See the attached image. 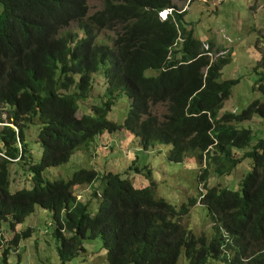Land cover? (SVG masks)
Wrapping results in <instances>:
<instances>
[{"label":"trees","instance_id":"1","mask_svg":"<svg viewBox=\"0 0 264 264\" xmlns=\"http://www.w3.org/2000/svg\"><path fill=\"white\" fill-rule=\"evenodd\" d=\"M169 8L172 14L162 21L160 12ZM185 16L171 0H103L92 16L88 0H0V264H11L13 250L34 233H16L9 241L4 226L17 232L37 207L53 217L63 264L85 250L84 241L97 239L107 264H178L182 254L188 264H264V138L255 143L252 129L242 126L254 117L264 120V101L241 113L223 112L240 79L221 80L231 58L213 59L214 45L207 50ZM73 23L79 33L67 30ZM107 32L114 35L112 45L100 42ZM255 73L252 89L264 97L262 67ZM95 77L105 80L104 101L78 118L92 98ZM121 97L131 104L118 125L108 117ZM158 106L167 109L161 119L153 112ZM33 127L43 149L38 165L27 138ZM122 131L139 139L145 152L170 147V163L195 159L205 191L200 201L178 209L157 199L154 185L136 189L113 172L101 178L83 169L68 181L44 178L98 138ZM246 159L252 168L240 190L208 187L211 171L229 176ZM12 165L29 168L32 190L11 192ZM135 171L152 178L148 168ZM98 182L104 187L95 194L100 204L92 215L74 190ZM199 203L214 224L210 238L181 224Z\"/></svg>","mask_w":264,"mask_h":264},{"label":"rangeland","instance_id":"2","mask_svg":"<svg viewBox=\"0 0 264 264\" xmlns=\"http://www.w3.org/2000/svg\"><path fill=\"white\" fill-rule=\"evenodd\" d=\"M177 10L186 11L185 24L188 29L193 28L195 37L204 42L206 46L214 45L213 59L229 57L231 63L224 67L221 80L240 79V83L233 87L230 98L225 101L223 112L241 113L253 101H264L259 91H254L258 76L255 73L261 64L264 55V0H171ZM89 15L103 9V0H88ZM67 30L79 33L78 25L73 23ZM81 35V34H80ZM113 33H101L100 42L112 45L110 39ZM147 76H153L149 72ZM106 83L103 78L95 77L94 91L91 100L81 108L78 118H81L92 106H98L104 98ZM131 101L128 97L117 100L116 106L109 115L108 120L123 125L128 117ZM155 116L162 118L167 113L164 106L153 110ZM243 127L251 128L258 139L264 138V120L254 117L244 123ZM3 126L0 125V135ZM38 127L27 132V138L35 154V164H40L43 149L39 143ZM170 147L157 145L145 152L140 140L125 132L114 135L105 134L88 150L74 155L69 164L61 168L47 170L44 178L48 182L68 181L80 170H94L102 178L105 174L113 172L121 174L132 181L137 189L155 187L157 199H163L169 204L181 208L190 200L200 201V194L205 193L200 184L202 167L195 159H187L184 164L170 163L168 160ZM249 148L235 150L236 157H242ZM3 161L0 157V163ZM21 165L11 166V192L16 194L24 189L32 190L33 177L29 168ZM148 168L152 178H147ZM204 168V167H203ZM252 161L244 160L229 176L217 177L211 171L209 188L240 190V183L244 176L251 171ZM132 169V171H130ZM136 169L143 171V175L136 173ZM134 170V171H133ZM141 173V174H142ZM103 183L98 182L94 187L81 186L74 190V194L82 202L89 204L92 215L99 207V194L103 190ZM50 212L37 207L36 213L25 224L16 228L17 232L4 226L7 238L10 241L16 233H25L33 230L31 238L22 241L21 246L14 249L10 255L11 264H63L58 252V241L54 236L55 225ZM181 224L196 235L205 234L212 237L214 224L207 210L199 203L192 208L189 215ZM68 236V234L66 233ZM8 244V242H7ZM84 251L65 264H107V251L102 242L86 240L83 242ZM21 255V259H20ZM3 253L0 252V261ZM3 263V262H2ZM178 264H188L182 254ZM208 264H226L223 261H211Z\"/></svg>","mask_w":264,"mask_h":264},{"label":"built area","instance_id":"3","mask_svg":"<svg viewBox=\"0 0 264 264\" xmlns=\"http://www.w3.org/2000/svg\"><path fill=\"white\" fill-rule=\"evenodd\" d=\"M173 12V9H167L162 11L159 15L162 21L167 20L168 16L171 15Z\"/></svg>","mask_w":264,"mask_h":264},{"label":"clouds","instance_id":"4","mask_svg":"<svg viewBox=\"0 0 264 264\" xmlns=\"http://www.w3.org/2000/svg\"><path fill=\"white\" fill-rule=\"evenodd\" d=\"M169 9H173V8H169ZM166 10H167V9H166ZM160 13H161V12H160ZM159 16H160V15H159ZM205 48H206L207 50H209V45H208V46L205 45ZM104 95H105V94H104ZM103 101H104V99L102 100V102H103ZM102 102H101V103H102ZM101 103H100V105H101ZM98 106H99V105H98ZM115 106H116V105H115ZM113 109H114V108H113ZM112 111H113V110H112ZM111 113H112V112H111ZM111 113H110V114H111ZM233 113H236V112H233ZM113 123H114V122H113ZM123 124H124V123H123ZM122 132H125V131H122ZM119 133H120V132H119ZM125 133H126V132H125ZM127 134H128V133H127ZM113 135H114V134H113ZM101 138H102V137H100V138H98V139H101ZM98 139H97V140H98ZM97 140H96V141H97ZM95 143H96V142H95ZM95 143H94V144H95ZM94 144H93V145H94ZM90 148H91V147H90ZM143 174H144V173H142L141 175H143ZM139 175H140V174H139ZM130 181H131V180H130ZM131 182H132V181H131ZM95 185H96V184H95ZM95 185H93L92 187H94ZM133 185H134V184H133ZM89 187H90V186H89ZM134 187H135V186H134ZM135 188H136V187H135ZM136 189H137V188H136ZM141 189H145V188H141ZM154 190H155V189H154ZM100 193H101V192H100ZM100 193H99V194H100ZM78 200H79V199H78ZM80 201H81V200H80ZM83 203H84V202H83ZM99 203H100V199H99Z\"/></svg>","mask_w":264,"mask_h":264}]
</instances>
